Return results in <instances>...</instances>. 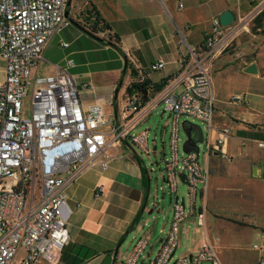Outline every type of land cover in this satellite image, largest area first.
I'll list each match as a JSON object with an SVG mask.
<instances>
[{"label": "built area", "instance_id": "1", "mask_svg": "<svg viewBox=\"0 0 264 264\" xmlns=\"http://www.w3.org/2000/svg\"><path fill=\"white\" fill-rule=\"evenodd\" d=\"M250 2V10L235 12L229 24H223L220 16L213 17L203 43L189 44V52L179 59L180 69L167 77L162 88L155 91L156 83L163 80L151 82L147 102L137 89L127 97L128 112L144 109L147 114L163 104L172 119L173 156L164 179L175 194L173 219L150 264H223L211 240L191 255L176 257V251L181 223L190 216L198 221L206 216V205L202 201L198 208L197 198L201 193L203 200L208 188L211 156L233 159L225 148L230 131L223 129L219 138L213 137L216 94L212 69L215 60L264 10V0ZM183 6L179 0V7ZM67 9V0H0V48L7 61L6 78L0 82V264H14L16 258L21 264H36L41 259L55 263L70 241L68 224L74 212L70 187L94 167L107 169L125 140L151 154L149 130L131 133L135 121L117 122L100 102L83 104L82 91L92 84H79L67 66L57 65L49 74L40 72L50 41L71 22ZM180 34L186 40L182 30ZM165 65L157 61L147 69L156 72ZM142 75L140 83L145 79ZM29 96L31 109L26 111ZM182 117L208 126L203 141L207 165L201 163V169H194V162H201L200 148L186 151L181 162ZM181 173L186 174L184 182L190 187L188 204L178 193ZM135 242L123 264H140L147 239L140 236ZM254 247L263 251L260 264H264V246Z\"/></svg>", "mask_w": 264, "mask_h": 264}, {"label": "crops", "instance_id": "2", "mask_svg": "<svg viewBox=\"0 0 264 264\" xmlns=\"http://www.w3.org/2000/svg\"><path fill=\"white\" fill-rule=\"evenodd\" d=\"M183 3L180 8L179 0H72L68 5L72 21L50 41L40 72L49 74L57 65L67 66L79 84H92L82 91L85 106L100 102L117 122L135 121L131 133L149 130L147 121L161 104L147 114L144 109L138 113L128 112L127 86L157 61H165L166 65L148 75L151 81L160 82L177 72L181 67L179 59L189 52V44L199 46L203 43L213 17L229 9L247 12L252 7L250 0H223L216 5L199 3L198 6L204 4L206 13L197 15L191 0H183ZM92 7L111 26L97 36L84 27L88 20L90 22L88 11ZM251 24L213 65L216 94L213 137L219 138L223 129L230 131L225 148L233 159L227 161L218 154L211 156L210 180L202 200L206 215L209 200L217 192L237 194L255 202V187L264 181V16ZM63 42L68 45L63 46ZM126 58L128 67L137 69L139 76H134L132 69H125ZM69 60L72 65H68ZM249 67L253 70L249 71ZM6 68L7 61L0 48V82L6 78ZM120 154L122 156L107 169L94 167L70 187V202L74 207L68 224L70 241L55 263L41 259L36 264H123L130 254V246L140 236L147 239V246L138 263L150 264L155 260L168 228H161L158 234V219L149 221L145 216L146 211L155 210L148 208L149 200L140 221L131 227L144 204L147 184L135 158L140 155L128 140L120 147ZM233 178H239L238 183L250 178V193L239 186H226L236 181ZM223 185L225 190L221 189ZM200 206L197 203V207ZM241 222L247 228L261 229L264 234V222L256 219L254 213L250 222ZM197 223V217L190 216L180 225L178 248L181 234L191 233L187 238L189 250L183 255L197 253L206 240H211L212 227L205 224L202 228ZM130 236L132 240L127 245ZM233 246V243L220 245L222 252L228 255V261L221 259L223 264H232ZM258 250L260 264L263 251Z\"/></svg>", "mask_w": 264, "mask_h": 264}, {"label": "rangeland", "instance_id": "3", "mask_svg": "<svg viewBox=\"0 0 264 264\" xmlns=\"http://www.w3.org/2000/svg\"><path fill=\"white\" fill-rule=\"evenodd\" d=\"M191 1L194 5L192 8L196 11L197 15H202L206 13V9H203L204 4L210 3L216 5L221 3L223 0ZM206 1L208 2L206 3ZM199 3L204 4H201L202 6H198ZM199 27L195 29H198ZM246 31H248V29L242 33ZM212 73L214 76V69H212ZM155 74H158V72ZM30 109L31 97L29 96L25 100V110L27 111ZM192 124H201L204 129V134L206 135L208 133V126L203 121L192 117L181 118L179 130V155L181 162L182 157L186 155L184 145L188 139V128ZM146 127L149 129L148 145L150 147L151 154H148L140 147H136L134 149H136V152L142 158L143 165L149 170L148 176L150 178V189L148 191V208L154 207L155 210H152L151 212L146 211L145 216L149 218V221H152L154 218L158 219L157 233L160 234L161 228H170L173 219V204L175 201V194L171 192V187L164 179V175L167 174V162L172 159L173 150L171 138L172 119L170 117V112L165 110L163 104L153 112L149 121H147ZM198 147L200 148L199 159L201 163L206 166L207 154L205 152V143L199 142ZM121 156L122 155L119 154L114 160H118ZM123 171L125 172V169ZM124 175L122 174V176ZM233 179H236V181H234L233 184L226 186H231L232 188L239 186L241 189L250 193V178H245L244 180L241 179V183L237 182L239 178ZM224 186L225 185L221 186L222 190H225ZM255 189L257 191L255 192L257 196L255 202L250 201V198H245L237 194H228L224 191L220 193L217 192L216 196L210 198L209 200L210 202L209 208L207 209V215L204 219L198 221L197 223L198 226L202 225V228L205 224L212 227L214 232L210 233L211 240L217 248L220 259L225 260V262L228 261V255L227 252H222L220 245L224 246L228 245V243H233L234 258L232 260V264H259L258 259L261 252L254 246L256 244H264V234L261 229L247 228L243 225L244 222H241V220L250 222L253 213L256 219L264 222V181H262L260 186H256ZM189 190V185L179 178L178 193L181 199H186L187 204L190 203ZM197 203L198 206L202 204L201 193L198 195ZM154 204L157 206H154ZM214 212L223 214L224 217L217 216ZM190 235L191 233H189V235L184 233L181 234V242L176 252V257L188 252L189 246L187 238ZM131 240V236L127 238V245H129ZM135 243L136 242H134L133 246H130V253L132 252ZM14 264H21L19 258H16Z\"/></svg>", "mask_w": 264, "mask_h": 264}, {"label": "trees", "instance_id": "4", "mask_svg": "<svg viewBox=\"0 0 264 264\" xmlns=\"http://www.w3.org/2000/svg\"><path fill=\"white\" fill-rule=\"evenodd\" d=\"M88 15H89L90 22H89V20L87 19L88 22L84 24V27H85V29H86L89 33H91V34L97 36V34H98L100 31H105V30H107V29H111L110 24H109L105 19H103V18L101 17V15L99 14V12H97L93 7L88 11ZM263 16H264V10H263V11H262V12H261L256 18H255V21L258 22L259 19L263 18ZM80 24H81V23H80ZM263 31H264V29H263ZM118 47H119V49H120L121 51H123L121 46L118 45ZM123 52H124V51H123ZM128 68L132 69V74H133L134 76H139V74H138V70H137V69H135L134 67H131L130 65H129ZM150 73H153V72L149 71L147 68L144 69V71H143V75L141 76V77H145L144 82H142V83L138 82V77H136L137 79L134 80L131 84H129V85L127 86V93H128V95L131 94V93H133V92L137 89L138 92L143 96L144 101L147 102V101L151 98V94H150V92H149V90H148L149 85H150L151 82H152V81L148 78V75H149ZM166 79H167V77L164 78V79H162L163 81H162L161 84H160V83H156V89H157V90H155V91H158V90H160V89L162 88V86H163V84H164V82H165ZM192 137H193L194 139H197V138H198V131H197V129H195V130L192 131ZM135 158H136V160L138 161V163L140 164V167H141V170H142V175H143L144 181H145V183L147 184V189H146V190H147V193H146V194H148V191H149V189H150V178H149V176H148L149 171H148V169L143 165V160H142L141 157L135 155ZM146 197H147V195H146ZM145 200H146V198H145ZM144 203H145V201H144ZM143 205H144V204H143ZM141 217H142V214H141V210H140V211L137 213L136 217L134 218V221L132 222L131 227H134V226L140 221Z\"/></svg>", "mask_w": 264, "mask_h": 264}, {"label": "water", "instance_id": "5", "mask_svg": "<svg viewBox=\"0 0 264 264\" xmlns=\"http://www.w3.org/2000/svg\"><path fill=\"white\" fill-rule=\"evenodd\" d=\"M71 2H72V0H67V4L68 5H70ZM66 14L70 18V20L72 21V18L69 16V10L68 9H67ZM220 18H221V21H222L223 24H229V23H231L234 20V18H235V12L232 9L226 10V11H224L220 15ZM127 67H128V59L126 58L125 59V69H127ZM248 70L249 71H252L253 68L252 67L251 68L249 67ZM122 82H123V77L121 78V80L119 82V87H118L116 93H118ZM195 129H197V131H198V138L197 139H194L192 137V130H195ZM204 136H205L204 135V129H203V127H202L201 124H194V125H192L188 129V139L186 140L185 145H184L185 150L186 151H189V150H198V148H199L198 147V143L204 141ZM180 179H182L184 181L186 179V174L185 173H181L180 174ZM148 200H149V194H147L145 203H144V205L141 208V214H143V212L145 210V207L148 204Z\"/></svg>", "mask_w": 264, "mask_h": 264}, {"label": "bare ground", "instance_id": "6", "mask_svg": "<svg viewBox=\"0 0 264 264\" xmlns=\"http://www.w3.org/2000/svg\"><path fill=\"white\" fill-rule=\"evenodd\" d=\"M194 169H201V162H194ZM159 264H166V262H159Z\"/></svg>", "mask_w": 264, "mask_h": 264}]
</instances>
